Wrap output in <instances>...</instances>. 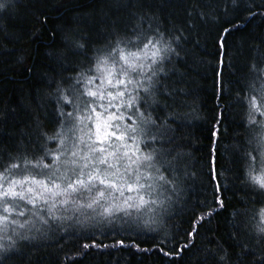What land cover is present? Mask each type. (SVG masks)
I'll use <instances>...</instances> for the list:
<instances>
[{"label":"trees","instance_id":"trees-1","mask_svg":"<svg viewBox=\"0 0 264 264\" xmlns=\"http://www.w3.org/2000/svg\"><path fill=\"white\" fill-rule=\"evenodd\" d=\"M0 4V172L52 161L72 100L105 56L154 37L172 49L139 103L163 177L159 205H89L11 230L0 264H264L253 101L264 0Z\"/></svg>","mask_w":264,"mask_h":264},{"label":"rangeland","instance_id":"rangeland-1","mask_svg":"<svg viewBox=\"0 0 264 264\" xmlns=\"http://www.w3.org/2000/svg\"><path fill=\"white\" fill-rule=\"evenodd\" d=\"M151 41L160 48V54L155 64L151 63V60L141 61L145 65H151L150 68L145 67L143 71L131 72L129 77L133 83L128 85L125 92V96L114 101L115 108H109V112H116L117 115L121 116L122 119L116 120L115 125H119V131L127 134V139L123 143L127 145L125 148H121L117 156L122 155L123 152L127 151L132 160H138V164H133L128 172H125V166L131 164V161L124 158L119 161L118 167L120 168V175L109 176V180L115 182L124 188V195L121 196L120 192L116 189L105 188V185L100 184L98 181L92 182L89 188H79L78 191H63L68 187L70 183H74L77 178L83 179L87 182L90 174H95L96 169L100 170L101 179L104 178V169L106 165L99 164L96 160L97 156L101 153H92L88 147L91 144V140L88 139L86 133L90 128L93 127L92 121L88 120L87 117L92 115L91 109L97 108L98 111H103L99 104H108V100L99 101L96 98L87 95L88 91H96L98 88L104 91L102 85L104 84V74L98 71V67L103 68L105 66L111 67L113 64L116 65V70L119 72L122 64L118 59V50L134 51L139 52L145 43ZM116 52L105 56L102 61H107V65L102 64L100 61L96 66V69L89 80L83 82L80 91L78 92L75 99L72 100L73 106L70 110L71 117L65 125V128L60 134V139L57 148L53 152L52 161L50 163H32L28 162L25 164H19L20 167L5 171L10 179H36L42 180L49 188H53L54 185L59 184V191L61 195H53L52 192H45L42 188L31 183L24 185V188L32 187L33 193H26V199L23 201H16L18 207L16 211L11 215L7 213H0L3 215H9V221L5 226L0 227V239L11 237L14 234H8L11 230H20L24 226L31 227L34 224H39L43 220H48L50 217L58 214H66L64 222L68 218L74 216V212L82 209L79 207H97L104 206L106 209L102 210H113L115 208L127 207V206H138L144 207L147 210L153 209L159 205V194H157L159 187L162 185L160 181L161 175L158 169H155L153 153L150 152L149 148L144 145V141L148 138H152L146 134L147 123L143 112L139 106L141 99L143 100L142 90L151 85V80L160 72L166 68V61L171 55V45L167 40H163L160 37L148 38L131 45L122 46ZM150 55L151 51H154L149 45L147 49H144ZM86 82V83H85ZM122 89L108 88L107 91L116 93ZM106 94V93H105ZM255 112L258 117L259 125V158L258 162L255 163L256 176H264V82L257 92L253 95ZM130 97L134 98V102L130 101ZM131 103V106H127ZM134 129V131H133ZM95 139V137H93ZM149 139V140H150ZM83 140V142H82ZM121 141H113V146L109 147L108 144L95 145L96 147H106L109 151H113L116 146H119ZM145 146V147H144ZM137 148L139 149L137 151ZM77 155L73 156L72 153ZM133 153H135L133 155ZM150 156L151 160L145 161L144 157ZM143 163H139V162ZM111 163H116L115 158L110 160ZM87 165V167H84ZM110 172H114L115 169H109ZM139 179V183L144 185L138 192H128L126 190V182L131 183L136 179ZM151 185V187H149ZM19 190V189H18ZM53 191L56 189L53 188ZM103 191L104 196L101 197L99 192ZM140 196L144 197L147 201L146 204H142ZM32 198V203H28V198ZM19 212H23V215H18ZM61 213V214H60ZM83 213H85L83 211ZM95 215H91L89 218H93ZM113 216L120 218V214L115 213ZM85 214L82 219L85 218ZM102 217V216H97ZM122 218V217H121ZM124 219V218H122ZM85 220V219H83ZM15 221V223H13ZM23 225V226H21ZM1 242V241H0Z\"/></svg>","mask_w":264,"mask_h":264},{"label":"snow or ice","instance_id":"snow-or-ice-1","mask_svg":"<svg viewBox=\"0 0 264 264\" xmlns=\"http://www.w3.org/2000/svg\"><path fill=\"white\" fill-rule=\"evenodd\" d=\"M3 5L0 4V7ZM151 45L154 51H151L150 55L144 49H147ZM161 49L157 48L155 44L151 41L144 44L143 48L139 52L118 50V59L122 62L120 66L119 72L116 70V65L113 64L111 67H98V71H101L104 74V84L102 87L104 91H101L99 88L96 91H88L87 95L93 98H96L99 101H103L105 99L108 100V104H99L100 108H103V111H98L97 108H92L91 113L87 117L88 120L92 121L93 127L88 130L86 135L88 139L91 140V144L88 145L90 151L92 153H101L100 156L96 157V160L99 164L106 165L107 167L104 169V178L101 179V173L99 169H96L95 174H90L87 182L83 179L77 178L74 183H70L66 189L63 191H68L71 189L72 191H78L79 188H89L91 184L93 187L95 186L92 182L98 181L100 184L105 185V188L116 189L120 192V195H124V188L120 185H117L115 182L109 180V176H117L120 175V168L118 167V163L120 160L127 158L131 161V164L125 166V172L131 168L133 164H138V160H132L131 156L127 151L123 152L122 155L117 156V153L120 152L121 148L127 147L124 141L127 139V134L125 132L119 131V125H115L114 122L116 120L122 119L121 116L117 115L116 112H109V108H115L116 105L113 103L118 99L125 96V92L127 90L128 85L132 84V79L128 78L131 72H136L138 70L143 71L145 67L150 68L151 65H145L141 61L143 60H151L152 64L157 62V58L159 57ZM104 65H107V61L101 62ZM108 88L113 89H122L117 91L116 93H112L107 91ZM106 93V94H105ZM130 101L134 102V98L130 97ZM127 106H131L129 103ZM71 115V114H69ZM134 131V129H133ZM95 137V139H93ZM121 141L122 143L119 146H116L113 151H109L106 147H96L95 145H104L108 144L109 147L113 146V141ZM83 142V140H82ZM139 149L137 148V151ZM135 153H133L134 155ZM73 156L77 155L75 152L72 153ZM115 158L116 163H111L110 160ZM145 161L151 160L150 156L144 157ZM139 163H143L142 161ZM19 164H12L11 168L16 169L19 168ZM87 167V165H84ZM109 169H115L114 172H110ZM163 179V177H161ZM255 182L260 184L262 188H264V176L256 177ZM37 185L42 188L45 192H52L53 195H61L62 192L59 191L60 185L56 184L53 186L56 191H53V188H49L44 181L36 180V179H10L4 172H0V213H7L11 215L16 211L18 204L16 201H23L26 199V193H33L34 189L32 187L24 188V185L27 184ZM79 186V188L77 187ZM144 185L139 183V179L137 178L131 183L126 182V190L128 192H138ZM151 187V185H149ZM19 189V190H18ZM89 190H91L89 188ZM99 195L101 197L104 196V192L100 191ZM140 200L142 204H146L147 201L144 200L143 196H140ZM28 203H32V198L29 197L27 200ZM9 215L0 214V227L5 226L9 221ZM18 215H23V212H19ZM15 223V221H13ZM23 226V225H21Z\"/></svg>","mask_w":264,"mask_h":264},{"label":"bare ground","instance_id":"bare-ground-1","mask_svg":"<svg viewBox=\"0 0 264 264\" xmlns=\"http://www.w3.org/2000/svg\"><path fill=\"white\" fill-rule=\"evenodd\" d=\"M102 222V221H101Z\"/></svg>","mask_w":264,"mask_h":264}]
</instances>
